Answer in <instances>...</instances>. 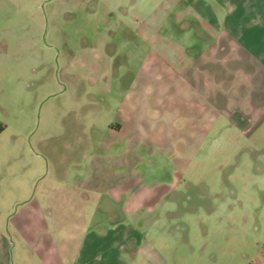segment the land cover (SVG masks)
Returning a JSON list of instances; mask_svg holds the SVG:
<instances>
[{"label":"rangeland","instance_id":"obj_1","mask_svg":"<svg viewBox=\"0 0 264 264\" xmlns=\"http://www.w3.org/2000/svg\"><path fill=\"white\" fill-rule=\"evenodd\" d=\"M115 1L0 0V210H28L19 198L83 192L82 167L108 162L109 55L135 36L130 14H139ZM261 141L214 132L181 164L177 151L143 147L133 158L147 176L133 186L132 199L144 200L133 210L131 264L262 261Z\"/></svg>","mask_w":264,"mask_h":264},{"label":"crops","instance_id":"obj_2","mask_svg":"<svg viewBox=\"0 0 264 264\" xmlns=\"http://www.w3.org/2000/svg\"><path fill=\"white\" fill-rule=\"evenodd\" d=\"M115 3L139 14H130L135 36L109 55L108 162L82 167L83 192L19 198L28 210H0V264H131L133 210L144 200L132 199L133 186L147 176L133 158L143 147L177 151L181 164L214 132L264 144V0Z\"/></svg>","mask_w":264,"mask_h":264}]
</instances>
